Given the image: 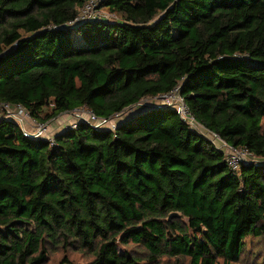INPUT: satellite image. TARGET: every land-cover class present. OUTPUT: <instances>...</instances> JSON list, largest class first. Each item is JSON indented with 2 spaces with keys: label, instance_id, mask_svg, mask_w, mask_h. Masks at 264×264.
Masks as SVG:
<instances>
[{
  "label": "trees",
  "instance_id": "trees-1",
  "mask_svg": "<svg viewBox=\"0 0 264 264\" xmlns=\"http://www.w3.org/2000/svg\"><path fill=\"white\" fill-rule=\"evenodd\" d=\"M86 1L0 0V102L48 124L180 85L198 123L264 156V0H101L116 20L69 24ZM249 237L264 238V162L234 169L170 106L53 139L0 119V264L70 249L87 260L60 264H234Z\"/></svg>",
  "mask_w": 264,
  "mask_h": 264
},
{
  "label": "built area",
  "instance_id": "built-area-1",
  "mask_svg": "<svg viewBox=\"0 0 264 264\" xmlns=\"http://www.w3.org/2000/svg\"><path fill=\"white\" fill-rule=\"evenodd\" d=\"M100 1L101 0H87L81 8L78 17L74 21H71L69 24H75L76 22L86 20H112L111 15L102 14L100 12V9L98 8ZM153 98L158 102L150 106H170L176 109V111L182 116L185 121L188 122V124L193 129H196L197 131L204 134L216 144L217 148L225 151L226 160L234 169L239 168L244 163L260 164L261 162H264V156L257 157L245 147L232 146L225 140H223L218 133L207 129L203 125L198 123L192 115L190 108L185 101V98L181 94L180 85L176 86L169 93H164L152 98H147L142 102ZM142 102H140L139 104H141ZM135 107L136 105L130 107L129 109ZM69 113L72 115L74 120L65 129L76 128L77 124L80 121H85L96 129H109L112 131H116L118 126L117 118H120L122 116L121 114H116L111 117L98 116L93 110L86 107L77 108ZM1 118L15 121L22 128L26 136L45 137V135L42 134L45 131V128H47V124H41L36 119H34L22 103L14 104L9 102H0V119ZM48 138L53 139L49 136Z\"/></svg>",
  "mask_w": 264,
  "mask_h": 264
},
{
  "label": "rangeland",
  "instance_id": "rangeland-1",
  "mask_svg": "<svg viewBox=\"0 0 264 264\" xmlns=\"http://www.w3.org/2000/svg\"><path fill=\"white\" fill-rule=\"evenodd\" d=\"M100 12L102 14L111 15L112 20L117 19V16L108 12V10L106 11L104 9L103 10L100 9ZM21 94H22V98L25 99L27 96L26 91L21 90ZM157 102L158 101H156L154 98L146 100L142 102L141 104L136 105L135 108L128 109L125 112V114L122 115V117L117 118V122L119 123L122 119L126 118L127 116L128 117L132 116ZM59 118H60L59 123L56 124L55 128H52L51 122L54 120L52 122L53 124ZM59 118L53 119L51 122H49L47 124V128H45V131L43 132L42 135H45V137L49 136V137L54 138V136L57 133H60L63 130V128L65 129L74 120L73 117L65 116V115H62ZM124 249L126 250L127 248L126 247L124 248L122 246L121 250L123 251ZM65 255L69 256L74 261L82 262V261L87 260V257H85L84 254L81 252H76L75 250H72V249L68 251L59 250L58 252L51 255V260L48 264H60L61 260L65 257ZM160 261H159L160 262L159 264H190L189 259L186 257H179V258L163 257L160 259ZM140 264H143V263H140ZM218 264H224L223 260L220 259L218 261ZM234 264H264V238L263 237H260V238L249 237L247 239V246L245 247V251L242 255L241 260Z\"/></svg>",
  "mask_w": 264,
  "mask_h": 264
},
{
  "label": "crops",
  "instance_id": "crops-1",
  "mask_svg": "<svg viewBox=\"0 0 264 264\" xmlns=\"http://www.w3.org/2000/svg\"><path fill=\"white\" fill-rule=\"evenodd\" d=\"M62 115H65V116H71V117H72V115H71L69 112H65V113L61 114L59 117H61ZM59 117H57V118H59ZM127 117H128V116H127ZM127 117H126V118H127ZM124 119H125V118H124ZM59 120H60V118L57 119V120L55 121V123H53V124H52V122H53L54 120L51 122V126H52V128H55V127H56V124L59 123ZM63 129H64V128H63Z\"/></svg>",
  "mask_w": 264,
  "mask_h": 264
},
{
  "label": "clouds",
  "instance_id": "clouds-1",
  "mask_svg": "<svg viewBox=\"0 0 264 264\" xmlns=\"http://www.w3.org/2000/svg\"><path fill=\"white\" fill-rule=\"evenodd\" d=\"M51 122V121H50Z\"/></svg>",
  "mask_w": 264,
  "mask_h": 264
}]
</instances>
